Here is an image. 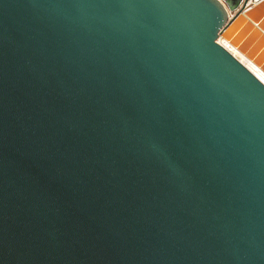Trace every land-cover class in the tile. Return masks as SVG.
Instances as JSON below:
<instances>
[{
  "label": "water",
  "instance_id": "water-1",
  "mask_svg": "<svg viewBox=\"0 0 264 264\" xmlns=\"http://www.w3.org/2000/svg\"><path fill=\"white\" fill-rule=\"evenodd\" d=\"M249 5L0 0V264H264Z\"/></svg>",
  "mask_w": 264,
  "mask_h": 264
},
{
  "label": "bare ground",
  "instance_id": "bare-ground-1",
  "mask_svg": "<svg viewBox=\"0 0 264 264\" xmlns=\"http://www.w3.org/2000/svg\"><path fill=\"white\" fill-rule=\"evenodd\" d=\"M255 1V4H253L254 6L256 5V1L257 0H254ZM252 5V6H253ZM250 7V6H249ZM253 20L255 21V22H257V24L258 25H256V27L261 31L262 29H264V16H262V17H260V18H257V16L255 15L254 17H253ZM260 27L262 28V29H260ZM218 42L220 43V42H222V43H220L222 46H224V48H227V49H230L232 52H234V53H239L237 50H239L238 48H236L235 47V45H233L234 47L233 48H231L230 47V45H229V41H222L221 39H219L218 40ZM231 43V42H230ZM232 44V43H231ZM240 54V53H239ZM237 56V55H236ZM235 56V57H236ZM240 57V56H239ZM241 59H243L245 62H246V64H247V69L252 73V74H254V76L258 79V80H260L263 84H264V74L262 73V71L260 70V69H257V67L252 63V62H250L247 58H245V56H242V58ZM244 63V62H243Z\"/></svg>",
  "mask_w": 264,
  "mask_h": 264
},
{
  "label": "rangeland",
  "instance_id": "rangeland-1",
  "mask_svg": "<svg viewBox=\"0 0 264 264\" xmlns=\"http://www.w3.org/2000/svg\"><path fill=\"white\" fill-rule=\"evenodd\" d=\"M253 4H255V1L254 0H250V7H252V5ZM254 6V5H253ZM260 29H262L261 27H260ZM251 33H252V30L250 31ZM254 35V37H256V36H258L257 34H253ZM253 35H251L252 37H253ZM256 39H257V37H256ZM226 41H228V40H226ZM257 40H255V42H256ZM220 43H222V42H220ZM229 45H230V47L231 48H233L234 46H233V44H231L230 42H229ZM227 49V48H226ZM258 52H257V54L255 55L254 54V56H253V58H247L250 62H252L256 67H257V69H260L261 71H262V73L264 74V70H262V67L260 68L257 64H255L254 62H253V60H255L258 56H259V54L260 53H262L263 52V50H264V45H262V44H259L258 45ZM234 57L236 56V58L240 61V63L241 64H243L245 67L247 66V64H246V62L243 60V59H241L242 58V56L243 55H245V54H242V52L239 54V53H234V52H232L230 49H227ZM237 51H240V50H237ZM263 54H264V52H263ZM240 56V57H239ZM244 62V63H243ZM247 68V67H246Z\"/></svg>",
  "mask_w": 264,
  "mask_h": 264
},
{
  "label": "built area",
  "instance_id": "built-area-1",
  "mask_svg": "<svg viewBox=\"0 0 264 264\" xmlns=\"http://www.w3.org/2000/svg\"><path fill=\"white\" fill-rule=\"evenodd\" d=\"M229 52V51H228ZM236 58V57H235ZM237 59V58H236ZM238 60V59H237ZM239 61V60H238ZM240 62V61H239ZM243 65V64H242Z\"/></svg>",
  "mask_w": 264,
  "mask_h": 264
}]
</instances>
